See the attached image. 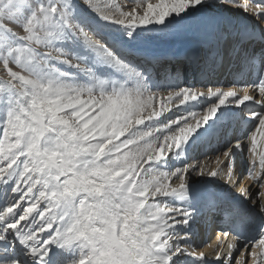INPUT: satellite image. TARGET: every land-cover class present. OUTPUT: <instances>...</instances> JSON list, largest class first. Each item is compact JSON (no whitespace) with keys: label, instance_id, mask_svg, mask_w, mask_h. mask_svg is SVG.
Listing matches in <instances>:
<instances>
[{"label":"snow or ice","instance_id":"snow-or-ice-1","mask_svg":"<svg viewBox=\"0 0 264 264\" xmlns=\"http://www.w3.org/2000/svg\"><path fill=\"white\" fill-rule=\"evenodd\" d=\"M260 138L264 0H0V264H264Z\"/></svg>","mask_w":264,"mask_h":264},{"label":"bare ground","instance_id":"bare-ground-1","mask_svg":"<svg viewBox=\"0 0 264 264\" xmlns=\"http://www.w3.org/2000/svg\"><path fill=\"white\" fill-rule=\"evenodd\" d=\"M188 75L189 76L192 75L191 70H189ZM258 151H264V138L258 139ZM200 161L205 165L206 169H207V167L214 166L213 161L207 160L203 157L200 158ZM193 163H196V161L194 160ZM243 163H244V161H243V159H241V161H240L241 166H243ZM198 179H202V178L193 177L194 181L198 180ZM200 186L201 185H197V187H200ZM212 223L214 225H216V222L213 220H212ZM213 230H215V228ZM217 232H218V230H217ZM202 238H207L208 241L206 243L198 241ZM197 241H198V244H197ZM194 242H195V244L200 245L202 250H206V251L210 252L212 250V248L215 247L216 239H215L214 235H213V239H212V237L206 231H201V232H198L197 235L195 236Z\"/></svg>","mask_w":264,"mask_h":264}]
</instances>
